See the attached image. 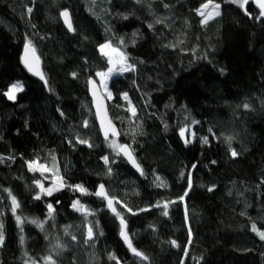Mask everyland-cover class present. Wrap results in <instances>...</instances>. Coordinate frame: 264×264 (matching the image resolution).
I'll use <instances>...</instances> for the list:
<instances>
[{"label": "trees", "instance_id": "obj_1", "mask_svg": "<svg viewBox=\"0 0 264 264\" xmlns=\"http://www.w3.org/2000/svg\"><path fill=\"white\" fill-rule=\"evenodd\" d=\"M205 2L0 0V264L45 256L56 264H264V240L253 231L264 230V17L252 0H212L220 14L202 24ZM66 9L73 32L60 18ZM26 40L44 81L22 65ZM103 43L135 66L112 76L104 94L117 142L128 144L142 175L95 122L87 80L101 86L97 73L111 67ZM16 81L22 91L9 99ZM30 161L54 169L62 189L37 199L35 182L51 181ZM99 185L119 216L95 196ZM121 218L139 259L119 237Z\"/></svg>", "mask_w": 264, "mask_h": 264}, {"label": "snow or ice", "instance_id": "obj_2", "mask_svg": "<svg viewBox=\"0 0 264 264\" xmlns=\"http://www.w3.org/2000/svg\"><path fill=\"white\" fill-rule=\"evenodd\" d=\"M137 2H140V0H137ZM233 2H236V0H233ZM245 2H247V0H245ZM256 2L258 3L260 9H261V13L260 15L262 17H264V0H256ZM165 7H167V5H165ZM209 7H211L213 10L210 11V12H205L203 11V9H208ZM219 7L220 5L219 4H213L212 3V0H208L207 3L205 4H202L201 5V9H198V13L203 17V19L201 20V23L202 24H206L209 20H211L214 16H218L220 13H219ZM29 12L32 11L31 8L28 9ZM61 16L64 17V20H65V23L68 25V28L69 30H72V25H71V22L69 20V13L67 12V10L63 11L61 13ZM159 22V21H158ZM149 27H151V25H149ZM135 35V33H134ZM122 43V41H121ZM100 49L102 52H104L105 49H110L111 50V53L114 54L115 56V59H113L112 56L109 57V64L110 65H120V67H109L108 71L107 72H104V73H97L98 76L101 77V83H102V86L103 87H107L106 83L104 82L106 80L107 77L111 76L114 72H119V73H123V72H126V71H130V70H134L135 69V66L134 65H128L126 64V61H127V56L125 53H123L122 51H120L119 48H114L112 47V45L110 43H105V44H102L100 45ZM24 50H25V55L22 56V62L25 64V66L28 68L29 71H34V64L38 63L39 61V57L36 56V50L35 48L33 47L32 45V42L30 40H26L25 42V45H24ZM106 55L108 53H105ZM37 75H40L41 79H44V76L42 73H39V72H36ZM73 75L75 76V73H73ZM90 84H94L95 82L94 81H89ZM19 91H22V85L17 82L13 85L10 86L9 88V91L7 93H5V95L8 96L9 99H15V93L16 92H19ZM95 95V92L93 93ZM108 98H111V93H108ZM123 98L125 100H128V95L127 93H124L123 94ZM130 103V102H129ZM102 105L101 104H97V114L98 116L101 114V111H102ZM245 108H248L249 105L245 104L244 105ZM130 111L132 112L133 115H135V108L134 107H130ZM102 123H103V120H102ZM193 123H197L196 121H193ZM109 124V127H111V121L108 122ZM85 125H87V122H85ZM113 134L115 135V129H111ZM211 131V130H210ZM106 136H107V132L105 133ZM181 136L183 137L184 136V130L181 129ZM227 141L231 142V140L233 139L232 137H227L226 138ZM202 141L203 143H207L208 142V138L207 137H204L202 138ZM80 143H87V141H79ZM188 141H186L187 143ZM122 150L126 151L127 152V147L126 145H121L119 146ZM129 155V157L131 158V154L130 153H127ZM231 155L233 157L237 156L238 153L233 150L231 152ZM105 160V162L107 163L108 161V158L107 157H104L103 158ZM53 160H55V157H53ZM133 163H135V161L133 160ZM39 167L41 169H44V170H47L45 168V166L43 165H37L35 161H32V162H29V170H35V167ZM138 167V166H137ZM196 166L193 165V168H195ZM183 175V173H182ZM157 179H159V177H157ZM62 180V178H61ZM38 186H40V190L42 193H45L47 195H52V193L54 191H58L59 189L57 187H52V188H48V189H45L39 181H36L35 182ZM63 186V184H61V187ZM71 187H74L76 190H79L81 192H86L87 190L83 188L82 185H75V186H71ZM189 187H191V174H189ZM210 191L212 189H209ZM95 195L97 196H101V197H106V194H105V191H104V185H100L99 186V189L96 193H94ZM9 195L11 196V193H9ZM185 195H187V193H185ZM37 199L40 198V196L38 195L36 197ZM12 199V205H13V208H12V211L13 213L15 214V211L16 209L19 207V204L18 202L16 201L15 197H11ZM113 199H107V203H108V207L109 208H112V210L115 212V208L113 207ZM181 199H183V197H181ZM78 201H74L73 202V207L74 208H77L78 206ZM165 208H166V205H165ZM48 217L51 218L52 215H53V206L51 204L48 205ZM129 211H131V209H129ZM116 215L119 216L120 213L119 212H116ZM164 215H167V211L165 210L164 212ZM16 220H17V223L18 225L22 224L24 221L21 220V218L19 216L16 217ZM31 223H34V224H37L38 227H41V229H43V222H39V221H36V220H32ZM120 224H121V231H120V235L121 237L124 239L125 243L128 245L129 249L134 253L136 254L137 256H143L142 253H140L136 248H134L132 246V243H131V240L128 236V234L126 233L125 231V221L123 218L120 219ZM253 231H257L255 225H253ZM65 232H67V228H65ZM260 238L262 240H264V232H258ZM87 237L88 239L85 240V243H88L92 238H93V230L91 227L88 228V231H87ZM73 239H75V237H73ZM3 240H4V235H3V224L0 223V244L3 243ZM21 242H23V237H21ZM172 244L173 246H178L176 244L175 241H172ZM56 248H63V245L59 244V242L56 244L55 246ZM110 258L112 259H115L114 256H111ZM144 259H147L146 257H143ZM46 260L49 261V264H55V261L53 260V258L51 256H48L45 258ZM182 264H183V261H182Z\"/></svg>", "mask_w": 264, "mask_h": 264}, {"label": "water", "instance_id": "obj_3", "mask_svg": "<svg viewBox=\"0 0 264 264\" xmlns=\"http://www.w3.org/2000/svg\"><path fill=\"white\" fill-rule=\"evenodd\" d=\"M66 10L69 13V10L68 9H66ZM63 11H65V10H63ZM61 13H60V18L62 19L63 25H64V27L66 29L69 30L68 25L65 23L64 17L61 16ZM69 20H70L71 25H72L70 13H69ZM69 32H73V28H72V30H69ZM22 51L23 52H22L21 58H22V56L25 55L24 46H23ZM36 56L39 57L38 54H37V52H36ZM21 62H22V59H21ZM22 65L25 68V70H27V72H29L32 76H34L35 78L40 79L41 81H44V79H41L40 75H37L36 74V72H39V73H42L43 74V72L41 70L42 67H41V61H40V59H39L38 63L34 64V71H29L28 68L25 66V64L23 62H22ZM90 80L91 81H94L95 83L94 84H90L89 83ZM87 91H88L89 101L91 102L92 111L94 112L95 122L97 123L98 131L101 134L102 139L103 140H110V139L119 140L120 139V136H121V133H119V129H118L117 124L114 121H112V119L110 117V113L108 112V101H107V97L104 94V92L101 90V87L99 85V82L93 76H90V78L87 80ZM94 92H95V95L93 94ZM98 103L103 106L102 107L101 114L99 116L97 114V104ZM102 120H103V123H102ZM109 121H111V127H109V124H108ZM113 128L115 129V133H116L115 135L113 134V132L111 130ZM106 132H107V136L105 134ZM121 145L128 146L127 143L121 144ZM117 151H118V154H120L125 159V161L131 166V168L134 170V172L136 174L142 175L141 165L138 164V162L136 161V158H135L134 154L131 152V149H130L129 146L127 147V152L124 151V150H122L120 147L118 148ZM127 153H130L131 154V158L129 157V155ZM133 160L135 161V163H133ZM99 186H98V189H99ZM98 189L96 190V192L98 191ZM104 191H105V187H104ZM105 194H106V191H105ZM95 196L97 198H100L101 200H103L105 202L106 208H108L111 213L115 214L117 212L116 201L114 199H113V207L115 208V212L112 210V208H109L108 207V203H107V199H112V198L108 197L107 194H106V197L107 198L101 197V196H97V195H95ZM125 231L127 233L126 225H125ZM119 237L123 241V243L126 246V248L128 250H130L129 247H128V245L125 243L124 239L121 237L120 234H119ZM130 252H131V255L133 257L138 258V259L141 258V256H137L131 250H130Z\"/></svg>", "mask_w": 264, "mask_h": 264}, {"label": "rangeland", "instance_id": "obj_4", "mask_svg": "<svg viewBox=\"0 0 264 264\" xmlns=\"http://www.w3.org/2000/svg\"><path fill=\"white\" fill-rule=\"evenodd\" d=\"M205 3H207V2H205ZM204 3V4H205ZM213 4H217L216 2L214 3V2H212ZM258 4V3H257ZM256 4V5H257ZM257 7L260 9V7H259V5H257ZM199 9H201V7L199 8ZM213 9L211 8V7H209L208 9H203V11H205V12H210V11H212ZM198 12V11H197ZM219 13H220V11H219ZM199 16H200V21L203 19V17L199 14ZM214 17H216V16H214ZM213 17V18H214ZM103 44H105V43H103ZM102 45V44H101ZM104 53H108L107 55L108 56H112L113 57V59H115V56H114V54H112L111 53V50L110 49H105L104 50ZM185 56H187V57H191V55L189 54V53H185L184 54ZM111 67H120V65H111ZM118 74H121V73H119V72H114L111 76H109V77H107L106 78V80L104 81L105 83H106V85H107V82L109 81V79L110 78H112V76H115V75H118ZM100 80H101V77H100ZM18 81H16V83H17ZM20 83V82H19ZM15 84V83H14ZM21 85H22V83H20ZM101 90L105 93V94H107V92H108V90H106V88L105 87H103L102 86V83H101ZM10 88V87H9ZM9 88H8V90L6 91V93L9 91ZM22 88H23V85H22ZM15 97H16V93H15ZM191 128V127H190ZM183 130H184V136L182 137V139L184 140V142L186 143V141H188L186 144H188L189 143V141H190V139H191V135H189V136H187L186 135V133L188 132V130L186 129V128H183ZM109 144H111V146L113 147V148H116V150H118V148H119V146H120V144L117 142V140L116 139H110L109 140ZM30 162H32V161H30ZM36 162V164L37 165H43V166H45L44 164H39L37 161H35ZM28 167H29V163H28ZM35 167V166H34ZM45 168L47 169V170H44V169H41V168H39V167H35V170L36 171H39L40 173L42 172L43 174H44V176H45V178H47L48 180H50L51 182L49 183V184H47V185H44L42 182L40 183L45 189H48V188H52V187H57L59 190L60 189H62V187H61V184H63L62 183V180H61V178L59 177V175L55 172V170L54 169H52V168H49V167H47V166H45ZM55 192V191H54ZM53 194V193H52ZM38 195L41 197L42 195H47V194H45V193H42L41 192V190H40V186H39V193H38ZM37 195V196H38ZM256 233H258V232H264V230L263 229H258L257 228V231H255ZM46 257H48V256H45V257H42L41 259H40V261L38 262V264H49V261L48 260H46L45 258ZM35 264V263H34ZM56 264V263H55Z\"/></svg>", "mask_w": 264, "mask_h": 264}, {"label": "crops", "instance_id": "obj_5", "mask_svg": "<svg viewBox=\"0 0 264 264\" xmlns=\"http://www.w3.org/2000/svg\"><path fill=\"white\" fill-rule=\"evenodd\" d=\"M252 1H253V3H254L255 5L257 4L256 0H252ZM257 5H258V4H257ZM257 5H256V6H257Z\"/></svg>", "mask_w": 264, "mask_h": 264}]
</instances>
